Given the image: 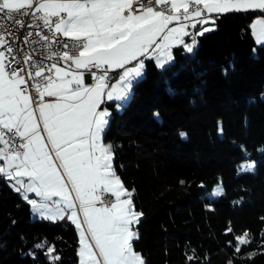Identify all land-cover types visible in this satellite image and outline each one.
Segmentation results:
<instances>
[{"label":"snow or ice","instance_id":"snow-or-ice-1","mask_svg":"<svg viewBox=\"0 0 264 264\" xmlns=\"http://www.w3.org/2000/svg\"><path fill=\"white\" fill-rule=\"evenodd\" d=\"M226 14H255L241 31L264 48V0H0V180L41 220L75 226L78 264H146L134 249L144 213L114 168L113 145L104 141L109 105L121 112L130 103L146 62L165 70L174 50L194 57L199 38L217 30ZM223 132L218 121L217 133ZM239 147L236 174H254L255 161ZM223 194L220 181L211 195ZM260 237L264 247V232ZM252 243L245 230L228 246L243 258ZM21 254L33 264L41 256L45 264L62 261L46 237ZM197 259L190 249L186 260Z\"/></svg>","mask_w":264,"mask_h":264},{"label":"trees","instance_id":"trees-1","mask_svg":"<svg viewBox=\"0 0 264 264\" xmlns=\"http://www.w3.org/2000/svg\"><path fill=\"white\" fill-rule=\"evenodd\" d=\"M254 15H223L217 30L199 38L194 57L174 50L175 61L165 70L146 62L130 103L121 112L109 105L113 115L104 141L113 145L114 168L144 213L134 249L146 264H190V249L198 257L192 264H227L230 258L264 264V153L258 151L264 147V48L241 31ZM240 144L256 163L254 174H236ZM220 181L224 194L213 197ZM229 226L234 233H225ZM245 230L253 243L244 246L242 258L228 241ZM45 237L59 250L61 264H78L75 226L32 216L0 180V264H33L21 252ZM38 264H45L42 256Z\"/></svg>","mask_w":264,"mask_h":264},{"label":"rangeland","instance_id":"rangeland-1","mask_svg":"<svg viewBox=\"0 0 264 264\" xmlns=\"http://www.w3.org/2000/svg\"><path fill=\"white\" fill-rule=\"evenodd\" d=\"M105 143H109L108 141H105ZM241 162V161H240ZM214 189V188H213ZM212 189V190H213ZM212 193V191L210 192V194ZM31 213H32V211H31ZM32 216H36V215H34L33 213H32ZM77 231V230H76ZM77 235H78V245H77V253H78V247H79V233H78V231H77Z\"/></svg>","mask_w":264,"mask_h":264},{"label":"crops","instance_id":"crops-1","mask_svg":"<svg viewBox=\"0 0 264 264\" xmlns=\"http://www.w3.org/2000/svg\"><path fill=\"white\" fill-rule=\"evenodd\" d=\"M252 18H253V17H252ZM252 18H251V19H252ZM250 22H251V20L249 21V23H250ZM198 27H199V26H198ZM253 39H254V38H253ZM113 107H114V104H113ZM31 195H34V194H31Z\"/></svg>","mask_w":264,"mask_h":264}]
</instances>
